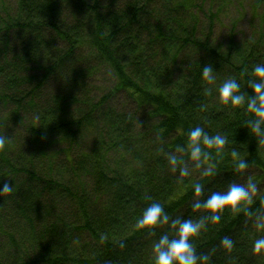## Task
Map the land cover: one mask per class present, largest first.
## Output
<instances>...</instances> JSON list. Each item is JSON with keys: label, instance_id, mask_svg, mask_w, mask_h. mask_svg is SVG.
<instances>
[{"label": "trees", "instance_id": "obj_1", "mask_svg": "<svg viewBox=\"0 0 264 264\" xmlns=\"http://www.w3.org/2000/svg\"><path fill=\"white\" fill-rule=\"evenodd\" d=\"M206 1L0 0V184L13 185L0 194V264H155L154 241L173 230L150 232L137 219L153 201L173 219L201 217L191 207L197 181L210 194L252 179L251 208L264 212V143L244 126L249 113L218 97L228 78L251 94L250 70L264 63V0L253 3V34L224 46L212 14L202 22ZM209 63L213 84L202 76ZM197 125L227 145L204 162L215 175L179 177L167 153L188 160ZM233 148L247 170L236 169ZM205 224L192 243L210 264H264L254 215L226 210Z\"/></svg>", "mask_w": 264, "mask_h": 264}, {"label": "clouds", "instance_id": "obj_2", "mask_svg": "<svg viewBox=\"0 0 264 264\" xmlns=\"http://www.w3.org/2000/svg\"><path fill=\"white\" fill-rule=\"evenodd\" d=\"M202 76L209 84L216 81L215 70L211 63L202 67ZM251 94L242 91V84L235 78L223 80L218 88V97L224 105L244 108L249 113L243 121L244 126L250 129L260 143H264V63L255 64L247 79ZM211 91V89H209ZM8 136L0 135V148H3ZM188 160L176 152L167 153V163L172 173L179 177L192 175L194 169H199L200 175L208 177L216 174L212 165L205 166V161H211L214 153L222 155L227 145V138L220 134H209L203 126L197 125L187 133ZM214 150V151H212ZM231 156L236 158L235 167L238 171L247 170L249 162L240 158L238 150L233 148ZM189 160L191 164H189ZM13 185L7 182L0 184V194L12 193ZM194 199L191 207L194 210H204V215L193 220L184 218H171L164 210V206L156 201L149 203L137 219V224L150 232H154L161 225L171 226L173 233L159 235L152 245L155 264H210L207 253H199L192 243V238L197 236L203 228L205 221L213 224L221 221L222 215L227 210L230 213L244 212L249 217L254 215L256 227L264 229V212H253L251 205L253 197L258 191V186L252 179L247 183L231 182L226 190L211 191L206 194L205 184L197 181L192 185ZM221 246L226 250L234 247V240L225 235L220 240ZM253 249L257 252L264 250V236L254 241Z\"/></svg>", "mask_w": 264, "mask_h": 264}, {"label": "rangeland", "instance_id": "obj_3", "mask_svg": "<svg viewBox=\"0 0 264 264\" xmlns=\"http://www.w3.org/2000/svg\"><path fill=\"white\" fill-rule=\"evenodd\" d=\"M256 0H211L203 3L202 22L212 14V34L218 44L226 45L230 37L239 41L250 36L259 23L261 8H254ZM254 8V9H253ZM254 15V16H253Z\"/></svg>", "mask_w": 264, "mask_h": 264}]
</instances>
